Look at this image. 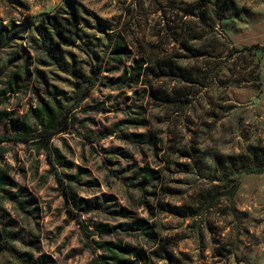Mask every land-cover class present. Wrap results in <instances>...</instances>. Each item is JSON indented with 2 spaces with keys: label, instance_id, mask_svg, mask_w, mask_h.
<instances>
[{
  "label": "rangeland",
  "instance_id": "374dc122",
  "mask_svg": "<svg viewBox=\"0 0 264 264\" xmlns=\"http://www.w3.org/2000/svg\"><path fill=\"white\" fill-rule=\"evenodd\" d=\"M262 9L264 0H0V112L35 128L29 111L44 102L69 110L71 126L46 144H0V230L13 239L0 264H92L101 252L87 248L68 210L89 231L146 220L148 234L102 239L141 249L146 264H264ZM55 15L78 25L52 60L35 27L51 29ZM117 34L129 50L122 65L107 63ZM244 47L253 49L224 59ZM141 59L150 72L118 88L113 80ZM98 63L100 80L74 101L73 74L88 79ZM163 65L173 71L157 78ZM14 73L21 82L10 90ZM22 133L0 123V136ZM140 133L143 144L134 142ZM47 152L86 211L65 206ZM223 156L242 160L219 167ZM146 169L154 174L145 183Z\"/></svg>",
  "mask_w": 264,
  "mask_h": 264
},
{
  "label": "trees",
  "instance_id": "16d2710c",
  "mask_svg": "<svg viewBox=\"0 0 264 264\" xmlns=\"http://www.w3.org/2000/svg\"><path fill=\"white\" fill-rule=\"evenodd\" d=\"M226 10V9H225ZM225 10L222 11L219 19L226 18L229 16ZM51 25V29H47L43 24H39L35 27V32L40 39V47L43 51L46 52L47 56L54 60L53 52L59 48L61 44L72 45L77 38V25L78 22L74 16L71 19L61 18L58 15L52 17V21H49ZM253 47H244L241 50H236L234 48L231 49L229 54L224 59H232L234 54L238 52H251ZM190 52V51H189ZM129 50L127 45L125 44L123 38L117 34L116 39L110 49L109 57L107 59V63H113L117 65H122L124 62L128 60ZM145 63L143 60H135L132 61L131 66L124 68L122 73L116 77L113 82L117 83L118 88H131L132 86L138 84L140 82V78L143 76V73L150 72L149 67H143ZM102 64L98 63L89 68V72L92 77L88 79H84L80 74L74 73V84L73 88L76 90L73 93V100L76 102H80L85 100L88 97V94L95 84V82L100 80ZM163 68L166 70L159 68L158 73L155 74L157 78L162 76H169L170 71H173V68L170 65H163ZM163 70V71H161ZM187 78V77H186ZM186 80V79H184ZM238 81V82H237ZM21 82V75L18 73H14L11 75L10 80L8 82V88L10 90L14 89V86ZM239 80H236L235 83H239ZM18 86V85H17ZM5 91H3L4 93ZM162 97L157 96V99H161ZM167 100V99H165ZM177 105L181 107H185L188 102L176 101ZM69 110L65 112H61L56 110L54 107L50 106L48 103L41 102L35 108L30 109L29 114L35 122V128L30 127L25 121H20L16 117H12V115L8 112H0V123L4 122L6 124V128L11 131H17L21 129L23 135H11V136H0V144L3 143H29L34 142L36 144H46L51 137L65 133L70 129V123L67 119V114ZM134 142L137 144L145 143V135L140 133L134 136ZM89 142H91V138L88 137ZM154 138H150L148 140L149 144H154ZM264 155L261 153L260 156ZM47 163L50 169L53 171V174L56 180L59 183L60 189L63 193V200L65 206L68 204H73L74 206L80 207L83 211H86V203L85 199H78L75 204V197L70 194L67 190L68 188L64 185L59 177L58 173L54 168L52 158L50 153H46ZM228 160V161H226ZM242 159L238 157H230L223 156L215 159V164L219 167H223L225 165L234 164L236 162H240ZM264 169H259L256 172H262ZM247 173H253L254 171H246ZM153 170H145L144 171V179L143 182L146 183L150 178L153 177ZM72 178V177H71ZM143 182H141L143 184ZM12 182L5 178L3 185L8 186L11 185ZM0 191L4 194V190L1 187ZM16 194H10L9 199L14 201L16 200ZM84 205V207H82ZM166 211L178 214L177 207H169L167 205L164 206ZM68 212L75 218L76 223L79 226L81 234L86 241L85 245L91 252L99 251L101 254L93 257L92 264H138L140 261L143 264L147 263L146 255L144 251L141 249H136L131 245H125V247L121 246L119 242L113 241H104L102 240L104 236H113L118 233V231H128V230H137L141 233H146L148 229V225L146 220L143 218L133 219L129 223H119L116 225H110L107 223H95L89 231V228L84 224V222L80 221L78 217L68 210ZM127 211L125 209H120L118 211L119 214L125 215ZM5 230V229H4ZM152 234V233H150ZM149 234V235H150ZM92 237V238H91ZM97 238V240L94 239ZM91 238V239H90ZM11 238H7L4 233L0 230V249H9L11 243ZM93 245L94 247H92ZM128 255L131 256V260Z\"/></svg>",
  "mask_w": 264,
  "mask_h": 264
},
{
  "label": "crops",
  "instance_id": "0c3cea01",
  "mask_svg": "<svg viewBox=\"0 0 264 264\" xmlns=\"http://www.w3.org/2000/svg\"><path fill=\"white\" fill-rule=\"evenodd\" d=\"M260 45L264 48V9L261 10L260 16ZM261 84L262 91H264V56L261 58Z\"/></svg>",
  "mask_w": 264,
  "mask_h": 264
},
{
  "label": "water",
  "instance_id": "95a60500",
  "mask_svg": "<svg viewBox=\"0 0 264 264\" xmlns=\"http://www.w3.org/2000/svg\"><path fill=\"white\" fill-rule=\"evenodd\" d=\"M254 103H255V101H254Z\"/></svg>",
  "mask_w": 264,
  "mask_h": 264
}]
</instances>
